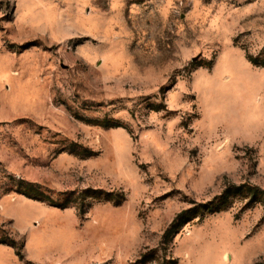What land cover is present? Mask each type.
I'll return each instance as SVG.
<instances>
[{"label": "rangeland", "instance_id": "rangeland-1", "mask_svg": "<svg viewBox=\"0 0 264 264\" xmlns=\"http://www.w3.org/2000/svg\"><path fill=\"white\" fill-rule=\"evenodd\" d=\"M263 193L264 0H0V264H264Z\"/></svg>", "mask_w": 264, "mask_h": 264}, {"label": "trees", "instance_id": "trees-1", "mask_svg": "<svg viewBox=\"0 0 264 264\" xmlns=\"http://www.w3.org/2000/svg\"><path fill=\"white\" fill-rule=\"evenodd\" d=\"M263 196H264V193H263ZM225 199H226L225 196L219 197V199L217 201H214V202H216L215 205H214V203H212V205L210 204L207 206V209L208 210H214V211L221 210L224 203H225Z\"/></svg>", "mask_w": 264, "mask_h": 264}]
</instances>
